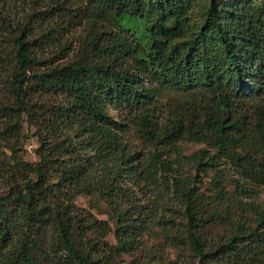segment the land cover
Here are the masks:
<instances>
[{
	"label": "trees",
	"instance_id": "1",
	"mask_svg": "<svg viewBox=\"0 0 264 264\" xmlns=\"http://www.w3.org/2000/svg\"><path fill=\"white\" fill-rule=\"evenodd\" d=\"M192 3L0 0V264H122L156 224L180 234V223L198 264H264V206L248 199L249 182L264 184V3L208 0L200 23ZM26 125L35 161L21 152ZM181 140L215 150L185 154ZM218 155L243 178L233 191L201 187ZM81 193L108 203L115 243ZM214 222L228 227L219 239Z\"/></svg>",
	"mask_w": 264,
	"mask_h": 264
},
{
	"label": "rangeland",
	"instance_id": "2",
	"mask_svg": "<svg viewBox=\"0 0 264 264\" xmlns=\"http://www.w3.org/2000/svg\"><path fill=\"white\" fill-rule=\"evenodd\" d=\"M236 1V0H233ZM263 2L264 0H257ZM208 0H193L190 10V21L192 23H200L207 10ZM127 67L132 72V81L139 89L150 88L152 86V79L148 72L138 64L136 61L128 60ZM123 93V92H122ZM118 92L115 93V99L121 96ZM110 96L107 99V110L113 119L118 121L127 120V110L123 106H118L116 102L111 101ZM26 134L24 137V149L21 151L24 153L25 158L30 161H35L39 158L36 153V148L39 145V140L34 135V127L26 125ZM133 143V149L139 153L147 154V151L151 149V146H147L139 138L131 139ZM179 149L182 153L189 154L202 147H206L211 151L215 148L209 146L205 142H195L190 140H181L178 142ZM175 154V153H174ZM173 154V156H174ZM217 164L209 165L205 172H202L203 184L202 188L211 190L216 180H220L226 184L228 190L233 191L235 189V179H242L234 170L230 157L227 155H218L216 157ZM194 170V169H193ZM217 182V181H216ZM253 186L254 191L251 198L257 204L264 206V184L260 182H249ZM148 197L143 196L142 200L145 202ZM76 202L82 206L89 208L97 217L107 219L111 226V231L107 235L110 242L115 243V228L116 218L112 214V211L108 203L98 194L81 193L76 197ZM180 228V234L177 233H163L160 230V225L156 224L153 229L146 232L139 241L132 247L129 252L123 254L122 264H198V257H189L185 255V244L182 237L183 225L178 224ZM208 236L212 239H219L220 236L228 231V227L220 222H214L207 230Z\"/></svg>",
	"mask_w": 264,
	"mask_h": 264
}]
</instances>
